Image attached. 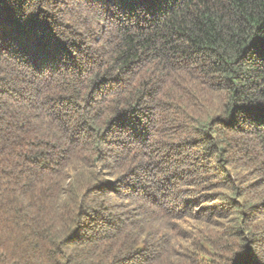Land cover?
<instances>
[{"label": "trees", "instance_id": "trees-1", "mask_svg": "<svg viewBox=\"0 0 264 264\" xmlns=\"http://www.w3.org/2000/svg\"><path fill=\"white\" fill-rule=\"evenodd\" d=\"M0 264H264V0H0Z\"/></svg>", "mask_w": 264, "mask_h": 264}]
</instances>
